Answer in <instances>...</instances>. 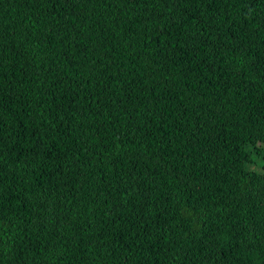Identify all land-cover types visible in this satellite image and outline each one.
I'll return each instance as SVG.
<instances>
[{
    "label": "trees",
    "instance_id": "1",
    "mask_svg": "<svg viewBox=\"0 0 264 264\" xmlns=\"http://www.w3.org/2000/svg\"><path fill=\"white\" fill-rule=\"evenodd\" d=\"M0 264H264V0H0Z\"/></svg>",
    "mask_w": 264,
    "mask_h": 264
}]
</instances>
